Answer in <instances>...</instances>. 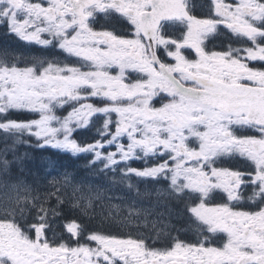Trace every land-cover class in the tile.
<instances>
[{
    "label": "snow or ice",
    "instance_id": "obj_1",
    "mask_svg": "<svg viewBox=\"0 0 264 264\" xmlns=\"http://www.w3.org/2000/svg\"><path fill=\"white\" fill-rule=\"evenodd\" d=\"M99 17L106 23L97 30ZM0 26L62 57H31L21 66L7 50L0 54L5 152L10 139L35 138L40 147L90 156V167L101 165L137 196L139 183L166 185L152 207L132 199L122 220L147 218L176 200L198 234L195 242L177 235L156 247L143 235L85 237L71 220L67 238L50 239L48 216L61 215L66 202L61 190L41 196L6 179L0 264H264V0H209L203 18L190 14L187 0H0ZM221 28L236 46L208 50L205 41ZM94 117L97 138H74ZM248 130L258 135L239 134ZM237 155L245 170L216 166ZM141 160L144 167L130 164ZM10 163L0 160V174ZM50 183L72 186L71 207L84 215L104 199L98 189L73 186L67 173ZM247 188L256 211L238 207ZM111 207L119 215L120 206Z\"/></svg>",
    "mask_w": 264,
    "mask_h": 264
},
{
    "label": "flooded vegetation",
    "instance_id": "obj_2",
    "mask_svg": "<svg viewBox=\"0 0 264 264\" xmlns=\"http://www.w3.org/2000/svg\"><path fill=\"white\" fill-rule=\"evenodd\" d=\"M209 0H187V8L191 15L198 18H203L208 14ZM106 23L104 17L98 18V23L95 25L97 30H100L101 25ZM0 37L4 39L0 43V54L5 50L10 52L13 57L20 58V62L23 64L24 61L31 57H45V58H60L55 50L42 51L38 46L25 45L23 42L18 41L14 36L9 35L6 28L0 26ZM208 50H224L227 48L229 43L236 46L235 39L231 36L227 30L221 28L219 34L210 35L205 41ZM251 66L261 67L259 62H252ZM159 106V101H157ZM100 121V120H99ZM239 134L244 135H258L251 130L242 131ZM246 161H243L238 155L229 158L224 156L217 161L216 166L222 168H229L233 170H245ZM132 167H144V162L132 161L130 162ZM134 178V183H135ZM140 196H137L135 191L131 192V199H135L138 207H152L156 201V191L166 185L154 184V183H139L138 184ZM251 188L244 189L242 191L243 199L238 203V207L245 211H256L257 205L247 199L251 195ZM215 202H222L217 196ZM159 213H164L160 215ZM99 223L103 226H113V235L126 237L131 234L133 236L143 235L149 239L150 243L154 242L156 247H165L169 242L170 238L179 235L183 240L189 242H195L198 238V234L195 228V224L189 215L186 214L185 206L183 202L170 200L167 201L166 206L156 208L155 211L148 215V218H134L132 223H126L122 219L114 220H99ZM128 228V229H122ZM157 233L159 237L157 239ZM68 235V234H67ZM66 235V238H67ZM56 239V237L52 238Z\"/></svg>",
    "mask_w": 264,
    "mask_h": 264
},
{
    "label": "rangeland",
    "instance_id": "obj_3",
    "mask_svg": "<svg viewBox=\"0 0 264 264\" xmlns=\"http://www.w3.org/2000/svg\"><path fill=\"white\" fill-rule=\"evenodd\" d=\"M61 114L66 115L67 113L66 111H63ZM93 119L97 118L94 117ZM82 134L83 133L80 131V135H78L76 138L78 141H80ZM22 139L26 140L27 142L13 143V141L10 139L8 141V146H10L9 150L5 152L6 145L4 142H2L3 134L0 133V160L6 158L11 162L8 174L6 176L0 174V181L6 179L10 182L22 181L31 186L33 189V194L39 193L41 196H43L46 192L60 189V194L65 198L66 201L62 206V209H68L67 204L71 207V203L75 198L73 196L72 186L62 188L59 184L53 186L50 183L54 177L59 179L67 173L72 178L73 186L83 185L85 186V189L90 186L93 189L100 190L104 194V199L102 201H94L93 205L98 203L99 208H102L104 215L111 217L117 216L116 209L111 207V205H115L112 202L115 201L114 199L119 198V196L121 197L123 193L129 191L125 185H122L121 189L118 190V187L120 186L114 182V179L112 178L113 173L110 174L111 177H108L107 173L101 172L99 170L102 167L99 164L95 168L90 167L88 161L74 164V161L72 162L71 159V156H73L71 153L63 152L51 147H40L38 146L35 138L24 137ZM48 151H51L53 154ZM56 154L60 155L56 156ZM67 161L70 163L71 168L68 166ZM75 195L78 197L79 193H76ZM65 211L70 212L69 210ZM74 211L76 212L77 216L82 214L78 209H74ZM93 212L96 214L95 211ZM127 215L128 210L127 207H125V211L121 210V219ZM54 217L55 216L50 213L48 219H54ZM56 223L58 224V222ZM64 225L65 222H63V228L59 230L57 226H51L49 230L50 235L57 236L59 234L62 235L65 233ZM53 233H55V235H53Z\"/></svg>",
    "mask_w": 264,
    "mask_h": 264
},
{
    "label": "trees",
    "instance_id": "obj_4",
    "mask_svg": "<svg viewBox=\"0 0 264 264\" xmlns=\"http://www.w3.org/2000/svg\"><path fill=\"white\" fill-rule=\"evenodd\" d=\"M28 114H16L13 118H16V119H25V118H28L27 117ZM29 116V115H28ZM60 154H56V156H59ZM72 157H79V156H72ZM75 160V159H74Z\"/></svg>",
    "mask_w": 264,
    "mask_h": 264
},
{
    "label": "bare ground",
    "instance_id": "obj_5",
    "mask_svg": "<svg viewBox=\"0 0 264 264\" xmlns=\"http://www.w3.org/2000/svg\"><path fill=\"white\" fill-rule=\"evenodd\" d=\"M50 201H52V199Z\"/></svg>",
    "mask_w": 264,
    "mask_h": 264
}]
</instances>
